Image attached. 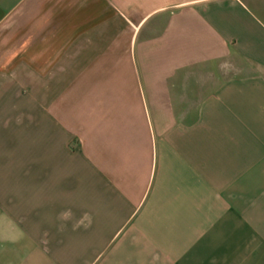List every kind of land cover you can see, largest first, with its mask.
Segmentation results:
<instances>
[{
  "label": "crops",
  "instance_id": "obj_1",
  "mask_svg": "<svg viewBox=\"0 0 264 264\" xmlns=\"http://www.w3.org/2000/svg\"><path fill=\"white\" fill-rule=\"evenodd\" d=\"M0 264H264V0H0Z\"/></svg>",
  "mask_w": 264,
  "mask_h": 264
}]
</instances>
